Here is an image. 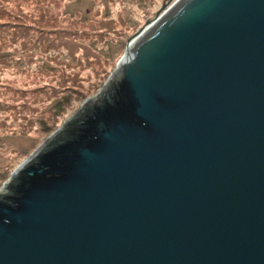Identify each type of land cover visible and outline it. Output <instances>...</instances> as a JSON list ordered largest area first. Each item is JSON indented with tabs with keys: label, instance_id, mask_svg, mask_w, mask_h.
Masks as SVG:
<instances>
[{
	"label": "water",
	"instance_id": "1",
	"mask_svg": "<svg viewBox=\"0 0 264 264\" xmlns=\"http://www.w3.org/2000/svg\"><path fill=\"white\" fill-rule=\"evenodd\" d=\"M0 189V264H264V0H175Z\"/></svg>",
	"mask_w": 264,
	"mask_h": 264
},
{
	"label": "rangeland",
	"instance_id": "2",
	"mask_svg": "<svg viewBox=\"0 0 264 264\" xmlns=\"http://www.w3.org/2000/svg\"><path fill=\"white\" fill-rule=\"evenodd\" d=\"M3 1L0 8L6 5L12 13L8 20L0 15V23L8 25L0 29V189L54 129L99 92L127 38L175 0ZM41 16L55 19L47 24L56 40L21 27ZM72 46L81 50L79 67L67 70ZM63 98L71 99L69 106Z\"/></svg>",
	"mask_w": 264,
	"mask_h": 264
},
{
	"label": "trees",
	"instance_id": "3",
	"mask_svg": "<svg viewBox=\"0 0 264 264\" xmlns=\"http://www.w3.org/2000/svg\"><path fill=\"white\" fill-rule=\"evenodd\" d=\"M0 2H5V1H3V0H0ZM54 2H56L57 3V1L55 0ZM1 12H0V15L2 16V17H5V19L4 20H8L10 17H11V11H9V8H8V6H7V8H6V5H5V7L4 6H2L1 8ZM13 11H14V9H13ZM19 11H21L20 9H19ZM15 12V11H14ZM30 15H34V14H30ZM46 15V14H45ZM27 18H29L30 16H26ZM48 18H50L51 20H50V22H47V20H48ZM53 22H55V19H52V17L50 16V17H48V16H45V17H39V18H36V20H33V21H31L30 23L31 24H34V25H27V24H23L22 23V28L23 29H26V32H33V31H39L41 34H43V35H45V36H47V40H51V41H54V40H56V33H55V29H52V26H48V24L50 25L51 23H53ZM48 23V24H47ZM35 25L36 26H38V27H35ZM7 26L8 25H6V23H0V29H4L5 27L7 28ZM47 27V28H46ZM58 30V29H57ZM60 31V30H59ZM47 32H49V33H47ZM46 33H47V35H46ZM73 47V46H72ZM81 54V50L79 49V48H76L75 46L73 47V52L71 53V55L69 56V58H70V64H68V65H66V69L67 70H74L70 65H72V66H74V67H79V61H78V58L76 57V56H79ZM64 69V68H63ZM66 69H64V70H66ZM66 70V71H67ZM78 73H80L79 71H78ZM66 89H69V88H66ZM74 89H72V91H73ZM74 92V91H73ZM75 93V92H74ZM83 95H80V97H82ZM70 100L71 99H69V101H67L66 102V99L65 98H63L62 100H61V102H62V104L63 105H67V106H69L70 104ZM2 103V102H1ZM0 103V104H1ZM6 104V103H5ZM8 107H9V105L8 104H6ZM59 107H60V105H59Z\"/></svg>",
	"mask_w": 264,
	"mask_h": 264
}]
</instances>
